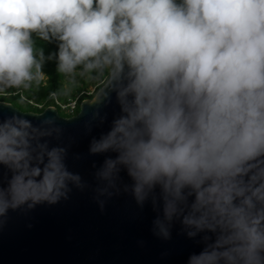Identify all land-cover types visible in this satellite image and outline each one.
<instances>
[{"label":"clouds","instance_id":"1","mask_svg":"<svg viewBox=\"0 0 264 264\" xmlns=\"http://www.w3.org/2000/svg\"><path fill=\"white\" fill-rule=\"evenodd\" d=\"M50 61L66 86L49 99L74 108L83 79L85 104L119 112L85 125L95 186L69 170L57 114L0 117V233L91 189L101 212L150 205L160 240L179 225L199 248L186 264H264V0H0V93L40 86Z\"/></svg>","mask_w":264,"mask_h":264},{"label":"water","instance_id":"2","mask_svg":"<svg viewBox=\"0 0 264 264\" xmlns=\"http://www.w3.org/2000/svg\"><path fill=\"white\" fill-rule=\"evenodd\" d=\"M87 100L82 99L77 112L68 117L60 116L52 106L40 112L21 111L0 101V117L17 111L38 123L37 117L45 113L57 114L58 123L65 129L63 143L71 145L66 161L69 170L79 172L95 186L92 163L95 161L99 166L103 157L88 155L89 140L91 135L98 136L107 130L119 107L114 97L111 105H101L99 109L85 104ZM50 108L56 113L49 112ZM97 110L102 116L107 114V123L102 127H95L98 121L93 115ZM87 123L93 125L91 135L86 134ZM76 153L81 159L74 158ZM94 195L91 189L84 192L74 189L68 201L55 206H38L27 213L10 211L0 233V264H186L188 254L199 251L193 241L177 234L179 225L170 241L153 236L155 213L150 205L141 210L130 194L114 196L107 201L103 212Z\"/></svg>","mask_w":264,"mask_h":264},{"label":"trees","instance_id":"3","mask_svg":"<svg viewBox=\"0 0 264 264\" xmlns=\"http://www.w3.org/2000/svg\"><path fill=\"white\" fill-rule=\"evenodd\" d=\"M36 46L37 49L43 48L46 55L49 52H54L56 50L55 43L49 44L47 42L37 40ZM44 71L47 73V76L45 81H43L40 86H33V88L28 91H24L22 89H10L7 93H0V101L10 103L12 106L21 111L32 112H40L46 106H55L56 111L60 116H70V114H68L65 110L58 107L53 100L49 99V94L51 92H58L66 86L65 78L57 73L54 61L48 62ZM89 85L92 84L81 79L79 85L73 88L71 93L72 99H77V97H79L73 114L77 112L79 102L82 99H90L95 94L93 89L91 91L88 90ZM21 97H24V99L22 100ZM60 99L61 103H66L68 101V99L63 96ZM36 104H40V108H38ZM60 110H62V113H60Z\"/></svg>","mask_w":264,"mask_h":264},{"label":"built area","instance_id":"4","mask_svg":"<svg viewBox=\"0 0 264 264\" xmlns=\"http://www.w3.org/2000/svg\"><path fill=\"white\" fill-rule=\"evenodd\" d=\"M56 104V103H55ZM58 107H60L61 109L65 110L68 114L73 115L74 112V108L71 106V104L69 103V101H67L66 103H60V104H56ZM36 106L38 108H40V104H36ZM55 107V106H52Z\"/></svg>","mask_w":264,"mask_h":264},{"label":"rangeland","instance_id":"5","mask_svg":"<svg viewBox=\"0 0 264 264\" xmlns=\"http://www.w3.org/2000/svg\"><path fill=\"white\" fill-rule=\"evenodd\" d=\"M92 89H93V85H89V86H88V90L91 91ZM61 111H62V110H60V113H62Z\"/></svg>","mask_w":264,"mask_h":264}]
</instances>
